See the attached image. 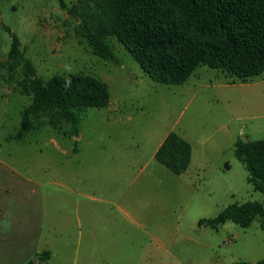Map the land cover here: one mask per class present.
Wrapping results in <instances>:
<instances>
[{
    "label": "rangeland",
    "instance_id": "rangeland-1",
    "mask_svg": "<svg viewBox=\"0 0 264 264\" xmlns=\"http://www.w3.org/2000/svg\"><path fill=\"white\" fill-rule=\"evenodd\" d=\"M63 1L68 8L89 2ZM78 25L59 0H0V264H38L46 252L39 264L264 260L261 218L247 229L199 226L234 203L264 206L234 153L239 138L264 140V74L241 83L201 66L183 86L158 84L116 39L119 64L95 56ZM5 28L39 77L86 74L109 85L110 105L82 112L78 136L70 124L55 129L41 118L13 139L32 95L9 61ZM171 131L193 148L185 175L151 160Z\"/></svg>",
    "mask_w": 264,
    "mask_h": 264
},
{
    "label": "trees",
    "instance_id": "trees-1",
    "mask_svg": "<svg viewBox=\"0 0 264 264\" xmlns=\"http://www.w3.org/2000/svg\"><path fill=\"white\" fill-rule=\"evenodd\" d=\"M62 9L79 19L78 35L100 59L119 64L110 39H116L158 84L185 85L201 66L219 70L248 83L264 74V0H88ZM9 61L21 67L22 92L32 95L24 110L19 132L21 141L34 131L41 118L52 128L70 124L79 135L81 113L105 109L111 103L109 85L86 74L38 76L34 63L24 58L19 37L9 28ZM236 158L248 172V183L264 193V140L239 138ZM192 145L175 131L169 132L155 154V160L177 176L192 162ZM261 218L264 206L257 202L234 203L213 219H201L199 226L218 229L233 222L247 229ZM49 253L40 262L49 260ZM29 264H34L31 261ZM238 264H251L241 262ZM255 264H264L261 260Z\"/></svg>",
    "mask_w": 264,
    "mask_h": 264
},
{
    "label": "crops",
    "instance_id": "crops-1",
    "mask_svg": "<svg viewBox=\"0 0 264 264\" xmlns=\"http://www.w3.org/2000/svg\"><path fill=\"white\" fill-rule=\"evenodd\" d=\"M168 134H169V132H168L166 135H163V136L160 138V140L158 141V143L155 145V147H154V149H153V152H152V155H151V160L155 159V154H156L157 150H158L159 147L162 145L163 141L165 140V138L167 137ZM151 162H152V161H151ZM129 165H131V164H129ZM192 165H193V158H192V162H191V165H190L188 171L191 169ZM147 166H148V164H147ZM188 171H187V172H188ZM187 172H186V173H187ZM186 173H185V174H186ZM185 174H183V175H185ZM119 209H120V211H121V213H122V215H123L124 217H127V218H129V219L131 218L130 215H129V213H128L127 211L123 210L122 208H119Z\"/></svg>",
    "mask_w": 264,
    "mask_h": 264
}]
</instances>
